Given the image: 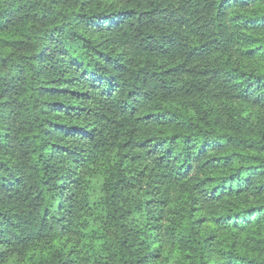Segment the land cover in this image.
I'll return each mask as SVG.
<instances>
[{
    "label": "trees",
    "instance_id": "trees-1",
    "mask_svg": "<svg viewBox=\"0 0 264 264\" xmlns=\"http://www.w3.org/2000/svg\"><path fill=\"white\" fill-rule=\"evenodd\" d=\"M0 264H264V0H0Z\"/></svg>",
    "mask_w": 264,
    "mask_h": 264
}]
</instances>
